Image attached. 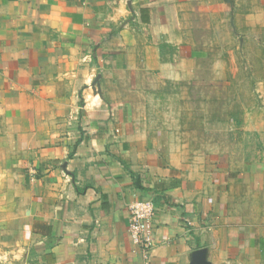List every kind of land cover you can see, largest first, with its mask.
Here are the masks:
<instances>
[{"label":"crops","instance_id":"crops-1","mask_svg":"<svg viewBox=\"0 0 264 264\" xmlns=\"http://www.w3.org/2000/svg\"><path fill=\"white\" fill-rule=\"evenodd\" d=\"M215 5L227 2L0 0V264H264V112L244 116L241 159L183 162L108 91L141 67L187 77L188 11ZM146 198L144 253L129 207Z\"/></svg>","mask_w":264,"mask_h":264},{"label":"rangeland","instance_id":"rangeland-1","mask_svg":"<svg viewBox=\"0 0 264 264\" xmlns=\"http://www.w3.org/2000/svg\"><path fill=\"white\" fill-rule=\"evenodd\" d=\"M226 2L188 11L184 42L198 53L192 66H179L187 77L141 67L110 78L109 93L130 103L133 126L145 130L141 139L164 157L248 153L244 116L264 112V6ZM176 49L164 45L163 58L174 61Z\"/></svg>","mask_w":264,"mask_h":264},{"label":"built area","instance_id":"built-area-1","mask_svg":"<svg viewBox=\"0 0 264 264\" xmlns=\"http://www.w3.org/2000/svg\"><path fill=\"white\" fill-rule=\"evenodd\" d=\"M129 233L132 242L144 253L151 247L152 220L156 206L151 198L139 199L130 204Z\"/></svg>","mask_w":264,"mask_h":264}]
</instances>
